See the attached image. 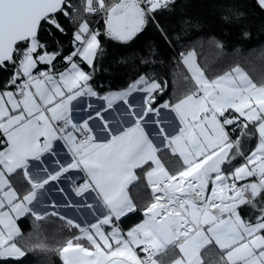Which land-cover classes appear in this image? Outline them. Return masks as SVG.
<instances>
[{"label":"snow or ice","instance_id":"1","mask_svg":"<svg viewBox=\"0 0 264 264\" xmlns=\"http://www.w3.org/2000/svg\"><path fill=\"white\" fill-rule=\"evenodd\" d=\"M173 2L86 0L88 17L103 13L101 33L88 17L75 19L73 0H0V69H13L0 88V264H22L28 249L18 221L28 216L74 229L57 249L62 264H163L177 248L172 264H205L201 251L210 245L220 264H264V86L239 67L210 79L194 51L181 58L195 87L175 103H159L166 84L147 74L106 93L92 83L103 38L128 43L150 23L166 37L157 17ZM255 5L264 11V0ZM61 16L75 25L66 55L55 35L68 32ZM134 93L142 104L129 103ZM91 98L103 103L93 107ZM118 101L131 123L114 129L103 113ZM161 110L178 119L174 132ZM164 150L182 166L166 167ZM137 170L152 199L143 221L125 231L122 219L141 210L129 195ZM54 186L64 203L40 211ZM62 207L87 208L94 221L74 223Z\"/></svg>","mask_w":264,"mask_h":264},{"label":"trees","instance_id":"2","mask_svg":"<svg viewBox=\"0 0 264 264\" xmlns=\"http://www.w3.org/2000/svg\"><path fill=\"white\" fill-rule=\"evenodd\" d=\"M106 2L113 3L114 0ZM73 3L79 9V16L74 13L77 21L88 17L84 10L86 0H73ZM100 14L88 17L93 21V26ZM60 19L66 24L68 32L67 35L58 32L55 35L66 55L73 47L75 25L63 16ZM157 19L167 33L166 37L150 23L143 34L128 43L103 38L104 51L95 62V78L92 81L98 91L124 90L138 75L147 74L166 84L159 103L178 102L195 87L181 58V53L189 51L196 53L201 67L210 78L241 67L257 86L264 85V11L256 7L255 0H174L171 10ZM104 30L105 25L100 24V32ZM42 35L47 37V31ZM60 63L58 60L57 64ZM12 71L10 65L7 69H0V88ZM254 146V140L244 145L245 149ZM160 153L169 168L180 163L169 150ZM137 172L140 178L130 186V193L136 199L139 197L141 210L122 219L121 226L124 229H130L142 221V209L149 204L142 203L149 186L144 174L139 170ZM140 192L143 194L137 196ZM18 223L22 230L19 243L28 249L22 264H62L57 249L72 238L74 229L54 216L40 222L28 216ZM205 251V264H220V251L210 247Z\"/></svg>","mask_w":264,"mask_h":264},{"label":"crops","instance_id":"3","mask_svg":"<svg viewBox=\"0 0 264 264\" xmlns=\"http://www.w3.org/2000/svg\"><path fill=\"white\" fill-rule=\"evenodd\" d=\"M197 59V63L198 65L201 67L198 58L196 56ZM185 66V68L187 69V66L185 64H183ZM41 68H43V66H40ZM242 71H244L246 73V71L244 69H242L241 67H239ZM202 71L203 68L201 67ZM235 69V68H234ZM188 70V69H187ZM232 71V70H231ZM189 72V71H188ZM205 72V71H204ZM230 72V71H229ZM190 73V72H189ZM247 74V73H246ZM191 75V73H190ZM205 75L207 77H209L206 73ZM248 75V74H247ZM249 76V75H248ZM210 78V77H209ZM249 78L251 79V77L249 76ZM211 79V78H210ZM253 81V80H252ZM253 83H255L253 81ZM264 86V85H263ZM259 87V86H257ZM143 101V94L142 93H134L129 97V103L131 104H142ZM85 102H90L93 107H100L101 104L103 103L102 101L97 100L96 98H91L90 100H85ZM139 109H137L138 111ZM128 113V107L126 104H124L123 102H116L114 104V107L112 109H109L107 111H105L103 113L105 120L111 125L112 128L114 129H120L122 127H126L131 123V117L127 114ZM160 121L162 122L163 126L169 131V132H174V126L178 125V119L175 117V114L168 111V110H161L160 112V116H159ZM98 123H103V121H99L97 120ZM154 142L158 145L161 144V140L159 138H155ZM158 155L160 156L162 162L165 164L166 167H168L166 165V162L164 161L163 155L161 153H158ZM179 159L180 163L178 165L173 166L174 168H169V169H176L182 166V161L180 160V158L178 156H176V159ZM138 173V172H137ZM139 178H140V174H138ZM145 180L146 177L144 176ZM17 180L19 181V183L23 184L24 183V178L23 176L17 177ZM21 180V181H20ZM138 180L134 181V183H136ZM147 183V180H146ZM131 184V185H133ZM130 185V186H131ZM130 186H129V195L130 197L133 199L134 203L137 205V208L139 209V202H138V198L136 199L135 196H133L130 193ZM143 192H140L137 196L142 195ZM64 197L58 192L56 191L55 186L53 187V189L51 190L50 195H48L47 197L43 198V205L44 207L40 208V211H52V208L49 206L50 203L52 201H55L57 204H63L64 203ZM152 199V192H151V188L149 187V192L148 194H146L145 196L142 197V203L146 204L147 202L150 203ZM75 203V200H73V204ZM61 214L65 217V218H71L73 219L74 223L75 222H79L81 224L85 223V222H93L94 221V217L91 214L90 210H88L87 208H83V207H62L60 209ZM136 212V211H135ZM245 213H248V210H245ZM142 215H143V211H142ZM144 216V215H143ZM145 217H143L144 219ZM22 219V218H21ZM142 219V221H143ZM20 220V219H19ZM142 221H140L139 223H141ZM19 222V221H18ZM19 226V223H18ZM20 227V226H19ZM122 227V226H121ZM124 229V228H123ZM125 231H127L128 229H124ZM21 234H22V230H21ZM214 248L217 251H220L218 249V247L214 246V245H210L207 248ZM206 249L201 251V256L202 258L205 260V254L207 251H205ZM141 255V253H140ZM182 254L179 253V249H172L168 252V254L166 256H164L163 259V264H172V261L176 258H179ZM166 261H170V262H166Z\"/></svg>","mask_w":264,"mask_h":264},{"label":"built area","instance_id":"4","mask_svg":"<svg viewBox=\"0 0 264 264\" xmlns=\"http://www.w3.org/2000/svg\"><path fill=\"white\" fill-rule=\"evenodd\" d=\"M100 24H104L103 23V13L100 14V17L96 23V25L94 27H97L100 31ZM11 66V65H10ZM144 254L141 252V256H143Z\"/></svg>","mask_w":264,"mask_h":264}]
</instances>
